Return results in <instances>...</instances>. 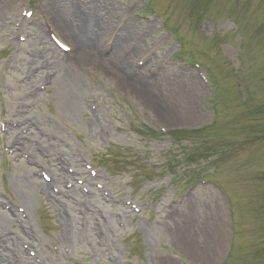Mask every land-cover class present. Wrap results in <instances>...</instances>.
Returning <instances> with one entry per match:
<instances>
[{
	"label": "rangeland",
	"instance_id": "374dc122",
	"mask_svg": "<svg viewBox=\"0 0 264 264\" xmlns=\"http://www.w3.org/2000/svg\"><path fill=\"white\" fill-rule=\"evenodd\" d=\"M89 4L100 20L114 13L110 17L114 23L99 44L101 54L108 57L113 52L114 37L109 38L113 31L126 28L130 35L121 42L120 58L114 57L110 66L102 61L107 71L87 63L72 68L71 75L85 85L75 94L81 110L74 119V111L64 109L70 95H58L56 61L63 54L57 47L52 52L41 46L37 55L30 45L41 36L50 41L44 31L50 26L46 16L52 22L53 11L70 29L77 23L75 7L84 12ZM0 10V123L10 118L19 124L12 137L33 159L57 155L56 159L68 160V171L81 189L87 179H94V188L109 200L112 214H107L111 223L107 226L117 230L111 236L103 226L101 239L93 224L96 215L89 216L81 221V241L69 252L56 253L62 219L52 203L37 199L27 207L28 227L44 264H160L159 257L166 264H213L226 248L227 210L221 192L199 180H215L230 210V248L217 264H264V0H0ZM30 11L38 18L34 22L26 15ZM153 14L165 19L166 27L156 24ZM19 16L27 21L24 29L31 36L26 42L24 34H18L14 45L11 39L17 34ZM79 35L84 42L89 37L87 32ZM179 49L186 60L174 56ZM128 50L135 55L128 57ZM37 58L54 66L32 79L30 74L39 67L30 60ZM124 58L133 70L143 59L147 66L135 70L141 72L135 75L155 83L151 99H159L175 116L187 110L190 120L157 116L151 102L114 81L109 71L128 72ZM190 62L201 65L204 73ZM26 76L30 81L20 82ZM179 81H188L193 92L172 90L169 96L163 91L165 84L174 89ZM9 140L0 134V149ZM43 142L52 151L44 150ZM28 172L26 165L0 157V196L6 202H21L12 181ZM124 202L133 203L139 212ZM82 203L91 210L102 206L99 198L92 197L71 204L70 215H77ZM214 218L223 232L213 231L215 236L206 238ZM4 233L21 235L23 228L12 221L4 225ZM8 242L13 240L7 238L0 245V260L16 257L17 244ZM204 257L209 261L201 262Z\"/></svg>",
	"mask_w": 264,
	"mask_h": 264
},
{
	"label": "bare ground",
	"instance_id": "6f19581e",
	"mask_svg": "<svg viewBox=\"0 0 264 264\" xmlns=\"http://www.w3.org/2000/svg\"><path fill=\"white\" fill-rule=\"evenodd\" d=\"M90 4L87 6V8H84V12L80 11V9L78 7H75V18L77 23L73 26L71 25L69 29L67 22L63 20V18L60 16V14L56 11H53V14H51V19L53 21L54 24V29H55V33L57 36H59L62 39H66L68 42H70L72 44V53L69 56H62L59 55L60 59L58 58L56 63H57V71L60 73V79L58 82V88H60V93L58 94L59 97L63 98L66 94H69L70 97L69 99L65 102L64 105V109H66V111H74V114L72 115V117H74V119H77V113L80 112L81 108L79 107V105H77L75 103V94L78 93L80 90L84 89L85 85L84 82H82L81 80L76 79L75 77H73L71 75L72 73V68L77 64V63H87L89 65L95 66L96 68H102L105 69L107 71V67L104 64V62L102 61H107L108 66L111 65V62H113L112 60L114 59V57H119L118 56V52L120 51V47H121V42L125 41L126 39H128V36L130 35L129 32L123 29V31H120V33H118L116 35V45L114 47L113 52L108 56H104L103 54L100 53L99 50V44L102 40L103 37H105L106 34V30H109V28L112 26V20H110V17L112 19V17L114 16V13H108L106 14V19H99L98 17V12H96L94 9L89 8ZM109 9V7H107ZM1 12H3V10H0ZM4 14V13H3ZM91 21L94 25L95 28H93L92 30H90V25L91 23L89 22ZM18 22L20 23V29L23 30L24 27V21L19 19ZM74 31V32H73ZM79 32L81 33H85L87 32V34L89 35V37H95L96 38V43L94 44L93 41L89 40L88 38L85 40V42L83 41L82 37L79 35ZM77 34V35H76ZM78 36V37H77ZM110 38V36H109ZM43 38H37L36 40H34V42L31 43V47L34 50V54L36 53L38 55V48L40 47V45H42L43 48L48 47L49 46V42H43L42 41ZM132 55H135L133 50H132ZM36 55V56H37ZM58 56V55H57ZM120 58V57H119ZM44 59V57H43ZM37 62L38 63V67L40 69L39 74L41 75L42 72H44V68H46L49 65L54 66L53 64H48L47 61H40L38 58L36 60H34V62L30 63L33 64ZM124 62H125V68L127 69L128 72L124 71L122 68L118 71L116 70H111L109 71V76L112 77L114 79V81L116 82H120L121 84H123L130 93L139 95L140 97H142L147 103L153 106V108H155L156 112H157V116L165 118L167 121H173L175 119H178L180 121L183 122H187L188 120H190L189 118V112L186 110L184 111L185 113L182 115H178L175 116L173 115L172 111H166L165 107H163V105L160 103L159 99H151V93H153L156 89L155 87V83L151 82V81H147L144 79H140L139 76H136L135 74H139L141 75V72H136L135 73V69L133 70L130 65L127 62V59L124 58ZM40 78V77H37ZM35 79V78H34ZM144 80V81H143ZM154 81V80H153ZM179 85H177L176 83L173 84L175 85V88L173 89V87L168 86L167 84H165L164 87V92H166L167 95H169L170 91H175V93L178 91V93H191L193 92L189 87H192L188 81H179ZM157 84V83H156ZM164 83H162L163 85ZM183 87H185L184 89L186 90H190L189 92H186ZM187 87V88H186ZM189 88V89H188ZM68 95V96H69ZM188 95L189 98V94H186L185 96ZM170 96V95H169ZM167 96V97H169ZM184 96V97H185ZM170 101V103L173 102L172 99H168ZM78 111V112H77ZM69 112V113H70ZM80 115V114H79ZM32 123V122H31ZM5 128L7 130H10L11 127L9 125H7V127L5 126ZM32 130V128H31ZM100 133V132H99ZM104 133V130L101 131L100 134H98V136L100 137V135L102 136V134ZM44 143V142H43ZM16 144V142L14 140H10V142H8V145L10 146V150L12 153V156H24L26 154V152L24 151V148L22 146H17V147H12ZM44 146L46 148H44V150H49L52 151L53 147H49L48 148V144L44 143ZM56 158V157H55ZM36 160V159H34ZM40 160V159H39ZM20 163L24 164L23 160H20ZM22 165V164H21ZM36 167L40 168V171H37L36 169H34L31 173L29 174H25L24 173H20V175L17 176V180L16 181H12V185L14 186V188H16V190L19 192V197L21 200V204L25 209V212L28 214V210L27 207L31 206L32 203L34 201H36L37 199H44L45 201L48 200H52L54 203H58L60 204V202H62L63 199H66V197H69V199H66L65 201L70 202L72 200H74V202H76V204H78V201L85 199L84 195L79 191V188L77 186H73L72 189L65 191L67 193V196L65 197L63 192L60 190L59 192V198L57 197V195H54L51 191V185L57 186L61 189V187L65 186V184L67 183V180L70 178V175L65 171L64 166H65V161L62 158H57L55 159H49L46 161H42L39 162L35 165ZM44 171L46 172V174H50L51 182L49 184L44 183L42 181H40L37 178V175L39 172ZM91 184V181H90ZM92 185V184H91ZM93 189L90 190V192H92ZM96 192V191H93ZM101 194V193H100ZM96 198L101 199V201L106 205V199L102 197V195H97V196H93ZM90 198V197H88ZM62 199V200H61ZM65 203V202H64ZM56 205V204H55ZM55 205H52L58 212V214H60L61 219L63 220V228L61 233H59V235H57V240L60 244V248H64L66 246H73V243L77 242V239L79 238V234H76V228L75 225L73 224V221L71 220V216L69 214H67V211H65V209L63 210L62 213V208H59L57 205V207ZM59 208V209H58ZM67 208V206L65 207ZM4 211H0V224L1 225H5L7 223H15L19 222L20 220V225L24 227V229H26V225H27V216L23 219L21 217L20 214H18L16 212L15 207H13L14 211H11L10 209L8 211L5 210V208H2ZM108 214H112V212L107 209ZM85 215H87L88 213L84 212ZM25 214V213H24ZM10 215H14L15 219H11ZM104 226H106L105 228L109 230H111L110 232H112L110 235L111 236H115L117 230L116 229H110L111 227H108L111 225L110 221L107 219L105 221H103ZM108 225V226H107ZM164 232V231H163ZM165 234H167L168 236V232L165 231ZM174 234V233H173ZM215 233L211 232L209 234H206V238H211L214 237ZM175 237L178 238V236L175 234ZM33 235H31L30 233H27L24 231V233L22 234V236L20 237V239H18L17 242L20 245V249H19V254L21 257L24 258L25 255V251L22 249V245L23 244H27L30 247H34L35 246V240L33 239ZM176 238V240H177ZM173 241V240H172ZM175 242V241H173ZM219 243L220 239H219ZM189 251H192L191 248L189 249ZM192 253V252H191ZM196 253H194L195 256ZM200 254V252H197V255ZM202 257V255L200 256V258ZM25 260H27L28 262H32V259L29 258H24ZM157 261L160 264H166V259L164 257H159V259H157ZM201 262H207L209 261L208 257H204L200 260Z\"/></svg>",
	"mask_w": 264,
	"mask_h": 264
}]
</instances>
